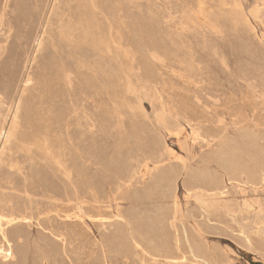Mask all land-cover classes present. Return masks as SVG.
I'll return each instance as SVG.
<instances>
[{"label":"rangeland","instance_id":"rangeland-1","mask_svg":"<svg viewBox=\"0 0 264 264\" xmlns=\"http://www.w3.org/2000/svg\"><path fill=\"white\" fill-rule=\"evenodd\" d=\"M35 1L0 0V214L20 204L29 217L0 264H204L205 247L215 264H264V0ZM163 116L184 128L179 138ZM225 151L231 171L219 165ZM172 165L185 168L165 197L157 177ZM137 229L140 246L128 239ZM161 230L171 232L167 253Z\"/></svg>","mask_w":264,"mask_h":264},{"label":"bare ground","instance_id":"bare-ground-1","mask_svg":"<svg viewBox=\"0 0 264 264\" xmlns=\"http://www.w3.org/2000/svg\"><path fill=\"white\" fill-rule=\"evenodd\" d=\"M28 1V0H27ZM37 2H38V0H36ZM35 1V2H36ZM236 2V1H235ZM234 2V3H235ZM64 3V2H63ZM261 3H262V1H261ZM95 4V3H94ZM234 5H236V4H234ZM45 5H26L25 6V8H24V10H25V12H26V14H29V9L31 10H33V14L34 13H36V15L37 14H39V15H41V14H43L44 13V11H45V9H47V8H45ZM237 8H239L238 6H237ZM237 8H236V11H237ZM62 9V8H61ZM256 13V12H255ZM38 15V16H39ZM34 16V15H33ZM81 16V15H80ZM83 16H84V14H83ZM45 17V16H44ZM43 17V18H44ZM79 17V16H78ZM40 18H42V17H40ZM42 18V19H43ZM135 18V17H134ZM39 19V18H38ZM85 19V18H84ZM239 19V18H238ZM36 20H37V18H36ZM44 20V19H43ZM52 20V19H51ZM244 20H245V18H244ZM34 22H36V21H34ZM39 22H40V20H39ZM38 23V22H37ZM54 23V22H53ZM40 24V23H39ZM38 24V25H39ZM40 25H42V24H40ZM32 26V25H31ZM36 28H37V26H35ZM34 27V28H35ZM40 28V27H39ZM42 29V28H41ZM32 31V30H31ZM34 31V30H33ZM95 31V30H94ZM10 32V31H9ZM22 32V31H21ZM47 32V31H46ZM24 33V32H23ZM28 33V32H27ZM35 33H37V32H35ZM31 34H32V32H31ZM54 34V33H53ZM19 35H21V34H19ZM18 36V35H17ZM22 36V35H21ZM7 37H9V36H7ZM33 37V36H32ZM50 38V37H49ZM32 40V39H31ZM50 41H51V39H50ZM28 42V41H27ZM47 43V42H46ZM19 44V43H18ZM26 44V43H25ZM30 45V44H29ZM89 46V45H88ZM87 46V47H88ZM86 47V48H87ZM43 48H44V46H43ZM42 48V49H43ZM88 50V49H87ZM83 52H84V50H83ZM90 52V51H89ZM25 53V52H24ZM32 53V52H31ZM87 53V52H86ZM96 53V52H95ZM78 54H79V52H78ZM54 55V54H53ZM70 55H72V54H70ZM82 55V54H81ZM100 55V54H99ZM61 56V55H60ZM59 56V57H60ZM80 56V55H79ZM84 56V55H83ZM82 56V57H83ZM90 56H91V54H90ZM66 57V56H65ZM86 57V56H85ZM67 58V57H66ZM73 58V57H72ZM78 58H80V57H78ZM89 58V57H88ZM102 58V57H101ZM84 59V58H83ZM85 59H87V58H85ZM73 60V59H72ZM88 60V59H87ZM69 61V60H68ZM225 61V60H224ZM75 62V61H74ZM102 62V61H101ZM100 62V63H101ZM56 63V62H55ZM71 63V62H70ZM73 63V62H72ZM87 63V62H86ZM99 63V64H100ZM106 63H108V62H106ZM62 64V63H61ZM97 64V63H96ZM113 64V63H112ZM225 64V63H224ZM88 65V64H87ZM110 65L111 64H109V67H110ZM89 66V65H88ZM95 66V65H94ZM100 66V65H99ZM115 66V65H114ZM67 67V66H66ZM101 67V66H100ZM102 68V67H101ZM116 68V67H115ZM68 69V68H67ZM114 69V68H113ZM23 70V69H22ZM105 70V69H104ZM106 70H108V69H106ZM27 71V70H26ZM67 71H69V70H67ZM66 71V72H67ZM111 71H112V69H111ZM119 71V70H118ZM65 72V73H66ZM71 72H72V70H71ZM70 72V73H71ZM114 72V71H113ZM25 73V72H24ZM69 73V74H70ZM86 73V72H85ZM85 73H83V74H85ZM101 73V72H100ZM117 73V72H116ZM194 73V72H193ZM196 74V73H195ZM67 75V74H66ZM76 75L77 74H75V77H76ZM99 75V74H98ZM120 75V74H119ZM23 76V75H22ZM68 77H69V75H67ZM114 76V75H113ZM70 78V77H69ZM86 77H84V79H85ZM105 78H108V77H105ZM104 78V79H105ZM95 79L97 80V78H96V76H95ZM102 79V78H101ZM114 79V78H113ZM86 80V79H85ZM85 80H83L84 82H85ZM26 81H27V79H26ZM37 81V80H36ZM35 81V82H36ZM71 80H69V82H70ZM80 81V80H79ZM103 81V80H102ZM67 83V82H66ZM76 83V82H75ZM81 83V82H80ZM83 83V82H82ZM104 83V82H103ZM27 84V83H26ZM33 84V83H32ZM85 84V83H84ZM97 84V83H96ZM108 84V83H107ZM109 84H110V82H109ZM115 84V83H114ZM34 85V84H33ZM77 85V84H76ZM111 85V84H110ZM68 86V85H67ZM83 86V85H82ZM85 86V85H84ZM118 86V85H117ZM88 87V86H87ZM101 87V86H100ZM74 88V87H73ZM79 88H80V85H79ZM112 88V87H111ZM114 89V88H113ZM68 90V89H67ZM70 90V89H69ZM81 90V89H80ZM89 90V89H88ZM15 91H16V89H15ZM26 91V90H25ZM75 91V90H74ZM73 91V92H74ZM115 91V90H114ZM85 93V92H84ZM107 93V92H106ZM15 94V93H14ZM87 93H85V95H86ZM90 94H92V95H94L93 93H90ZM13 95V94H12ZM71 95V94H70ZM75 95V94H74ZM91 95V96H92ZM101 95H102V93H101ZM100 95V96H101ZM113 95V94H112ZM11 96V95H10ZM14 96V95H13ZM96 96V95H95ZM94 96V97H95ZM4 97V96H3ZM24 97V96H23ZM89 98H90V96H88ZM13 98V97H12ZM15 98V97H14ZM25 98V97H24ZM24 98H22V99H24ZM75 98V97H74ZM78 98V97H77ZM83 98V97H82ZM92 98V97H91ZM101 98H102V96H101ZM7 99H9V98H7ZM26 99H28V98H26ZM71 99H73V98H71ZM79 99H80V97H79ZM86 99V98H85ZM98 99V98H97ZM70 100V99H69ZM77 100V99H76ZM81 100V99H80ZM9 101H11V100H9ZM23 101V100H22ZM29 101V100H28ZM73 101H75V100H73ZM81 102H82V100H81ZM87 102V101H86ZM6 103V102H5ZM9 103V102H8ZM12 103V102H11ZM10 103V104H11ZM23 103H26V101L25 102H23ZM74 103H76V102H74ZM43 104H46V103H43ZM80 104V103H79ZM83 104V103H82ZM92 104V103H91ZM25 105V104H24ZM68 105V104H67ZM66 105V106H67ZM70 105V104H69ZM90 105V104H89ZM26 106V105H25ZM85 106H87V105H85ZM27 108H28V106H26ZM73 107V106H72ZM82 107V106H81ZM88 107V106H87ZM86 107V108H87ZM66 108V107H65ZM68 108V107H67ZM71 108V107H70ZM8 109V108H7ZM24 109H26L25 107H24ZM63 109V108H62ZM62 109H61V111H62ZM27 110V109H26ZM64 110V109H63ZM68 110V109H67ZM70 110H73V109H70ZM88 110V109H87ZM58 111V110H57ZM56 110H55V112H57ZM60 111V112H61ZM74 111V110H73ZM76 111V110H75ZM79 111H81V110H79ZM25 112V111H24ZM64 112V111H63ZM71 112V111H70ZM83 112V111H82ZM82 112H80V113H82ZM238 112V111H237ZM79 113V112H78ZM94 113V112H93ZM60 114V117H61V114H62V112L61 113H59ZM66 114H69V113H66ZM85 114V113H84ZM87 114V113H86ZM167 114V113H166ZM24 115H26V114H24ZM165 115V114H164ZM238 116H239V114H237ZM237 115H235V117H237ZM243 115V114H242ZM5 116V115H4ZM57 116V115H56ZM66 116V115H65ZM70 116V115H69ZM71 116H72V114H71ZM247 116H249V115H247ZM6 117H8V116H6ZM246 116H242V118H245ZM62 118V117H61ZM89 118V117H88ZM96 118V117H95ZM105 118V117H104ZM212 118V117H211ZM250 118V117H249ZM24 119V118H23ZM57 119H59V118H57ZM67 119V118H66ZM160 119V118H159ZM233 119H235V118H233ZM78 120H79V118H78ZM163 121H164V123H165V128L171 133V134H173L174 136L176 135V136H178L179 134L181 135V132L183 131V129L181 128V126L179 125V124H176V123H173V122H169V121H167L166 120V118H165V116H163V119H162ZM238 120H240V118L238 119ZM247 120H248V117H247ZM56 121V120H55ZM90 121V120H89ZM223 121V120H222ZM246 121V120H245ZM244 121V123H246ZM57 122V121H56ZM59 122H60V120H59ZM62 122V121H61ZM71 122V121H70ZM221 122V121H220ZM219 122V123H220ZM233 122H235V121H233ZM250 122V121H249ZM21 123V122H20ZM24 123H26V122H24ZM67 123V122H66ZM72 123V122H71ZM62 124H64L63 122H62ZM74 124V123H73ZM94 124V123H93ZM221 124V123H220ZM243 124V123H242ZM247 124V123H246ZM25 125V124H24ZM65 125V124H64ZM91 125V124H90ZM235 125H237V124H235ZM26 126V125H25ZM72 126V125H71ZM234 126V125H233ZM253 126V125H252ZM61 127V126H60ZM66 127V126H65ZM244 127H246V126H244ZM18 128V127H17ZM64 128V127H63ZM69 128V127H68ZM67 128V129H68ZM57 129V128H56ZM59 129H62V128H59ZM66 129V130H67ZM70 129H71V127H70ZM73 129V128H72ZM93 129V128H92ZM245 129V128H244ZM66 130H64V131H66ZM76 129H74V131H75ZM144 130V129H143ZM238 130V129H237ZM57 131V130H56ZM62 131H63V129H62ZM92 131V130H91ZM244 131V130H243ZM250 131V130H249ZM251 131H253V130H251ZM21 132V131H20ZM59 132V131H58ZM67 132H69L70 134L72 133V132H70V131H67ZM84 132V131H83ZM3 133V132H2ZM24 133V132H23ZM64 133V132H63ZM62 133V134H63ZM77 133V132H76ZM183 133V132H182ZM198 133V132H197ZM242 133H244V132H242ZM252 133V132H251ZM26 134V133H25ZM24 134V135H25ZM78 134H79V132H78ZM134 134H136V133H134ZM139 134V133H138ZM248 134H250V133H248ZM27 135V134H26ZM61 135V134H60ZM66 135V134H65ZM64 135V136H65ZM18 136V138H19V135H17ZM22 135H20V137H21ZM29 136V140H30V137L32 136H30V134L28 135ZM72 136V135H71ZM143 136V135H142ZM197 136H200V135H197ZM240 136V135H239ZM243 136V135H242ZM255 136V135H254ZM67 137V136H66ZM136 137H138V136H136ZM145 137V136H144ZM150 137V136H149ZM258 137H259V135H258ZM261 137V136H260ZM259 137V138H260ZM22 138H24V136L22 137ZM63 138V137H62ZM76 138V137H75ZM134 139H135V137H133ZM143 138V137H142ZM158 138V137H157ZM178 138H179V136H178ZM241 138V137H240ZM244 138H245V136H244ZM244 138H242V139H244ZM257 138V137H256ZM259 138H257V139H259ZM20 139V138H19ZM19 139H17L18 141H21V140H19ZM64 139V138H63ZM66 139H68V138H66ZM145 139V138H144ZM160 139H162V138H160ZM233 139V138H232ZM235 139V138H234ZM248 139H249V137H248ZM250 139H251V137H250ZM24 140V139H23ZM22 140V141H23ZM55 140V139H54ZM62 140V139H61ZM78 140H79V137H78ZM131 140H133V139H131ZM158 140V139H157ZM237 140V139H236ZM246 140V139H245ZM26 141V140H25ZM31 141V140H30ZM65 141V140H64ZM63 141V142H64ZM135 141H136V139H135ZM154 141V140H153ZM155 141H156V139H155ZM251 141V140H250ZM252 141H253V139H252ZM251 141V142H252ZM256 141V140H255ZM258 141H260V140H258ZM24 142V141H23ZM22 142V143H23ZM66 142H67V140H66ZM65 142V143H66ZM84 142H85V140H84ZM145 142V141H144ZM144 142H142V143H144ZM231 142V141H230ZM241 142H243V141H241ZM21 143V144H22ZM24 143H26V142H24ZM30 143V142H29ZM49 143V142H48ZM96 143H98V142H96ZM119 143V142H118ZM141 143V144H142ZM179 143V142H178ZM177 143V144H178ZM232 143V142H231ZM239 143V142H238ZM245 143H246V141H245ZM249 143V145H250V142H248ZM255 143V142H254ZM16 144V143H15ZM67 144V143H66ZM70 143L68 142V144L67 145H69ZM89 144V143H88ZM120 144V143H119ZM118 144V145H119ZM158 144V143H157ZM181 144V143H180ZM237 144V143H236ZM241 143H239V145H240ZM257 144H259V143H256V146H257ZM17 145V144H16ZM23 145V144H22ZM38 145V144H37ZM57 145V144H56ZM95 145V144H94ZM122 145V144H121ZM134 145H135V143H134ZM148 145V144H147ZM146 145V146H147ZM160 145V144H159ZM179 145V144H178ZM182 145H183V148L184 147H186L187 148V143H185V140H182ZM226 145V144H225ZM248 145V144H247ZM66 146V145H65ZM70 146V145H69ZM68 146V147H69ZM77 146V145H76ZM83 146H84V144H83ZM101 146V145H100ZM117 146V145H116ZM221 146V145H220ZM229 146H230V144H229ZM237 146V145H236ZM242 146V145H241ZM241 146H240V148H241ZM255 146V145H254ZM259 146V145H258ZM264 146V145H263ZM263 146H261L262 148H263ZM14 147V146H13ZM16 147V146H15ZM67 147V148H68ZM75 147V146H74ZM122 147V146H121ZM133 147V146H132ZM139 147V146H138ZM145 147V146H144ZM151 147H152V144H151ZM150 147V148H151ZM155 147V146H154ZM223 147V146H222ZM222 147H221V149H222ZM228 147V146H227ZM231 147L233 148V145L231 144ZM230 147V148H231ZM260 147V148H261ZM76 148V147H75ZM80 148V147H79ZM97 148V147H96ZM115 148V147H114ZM127 147H125V149H126ZM129 148V147H128ZM131 148V147H130ZM135 148V147H134ZM141 148H142V146H141ZM165 148H167V147H165ZM186 148H184V149H186ZM220 148V147H219ZM224 148H226V147H224ZM229 148V147H228ZM227 148V149H228ZM234 148H235V146H234ZM239 148V149H240ZM249 148V147H248ZM252 148V147H251ZM254 148H256V147H254ZM261 148V150H263ZM53 149V148H52ZM86 150H87V148H85ZM84 149V150H85ZM103 149V148H102ZM113 149V148H112ZM116 149V148H115ZM132 149V148H131ZM139 149V148H138ZM146 149H147V147H146ZM168 149V148H167ZM166 149V150H167ZM226 149V150H227ZM238 149V150H239ZM243 149V148H242ZM245 149V148H244ZM253 149V148H252ZM37 150H38V148H37ZM75 150H77V149H75ZM84 150H82V151H84ZM90 150V149H89ZM97 150V149H96ZM101 150V148L99 149V151ZM119 150V149H118ZM128 150V149H127ZM136 150H137V148H136ZM143 150V149H142ZM169 150V149H168ZM188 150V149H187ZM230 149H228V151H229ZM232 150V149H231ZM246 150V149H245ZM251 150V149H250ZM68 151V150H67ZM74 151V150H73ZM88 151V150H87ZM98 151V152H99ZM104 150H102V152H103ZM130 151V150H129ZM133 151H134V149H133ZM139 151H141V149L139 150ZM146 151V150H145ZM153 151V150H152ZM151 151V152H152ZM216 151V150H215ZM223 151V150H222ZM234 151V150H233ZM236 151V150H235ZM243 151V150H242ZM241 151V152H242ZM253 151H254V149H253ZM260 151V150H259ZM70 152V151H69ZM68 152V153H69ZM72 152V151H71ZM88 152H90V151H88ZM87 152V153H88ZM97 152V151H96ZM97 152V153H98ZM115 152V151H114ZM125 152V151H124ZM150 152V153H151ZM155 152V151H154ZM186 152H189V151H186ZM213 152V151H212ZM211 152V153H212ZM218 152L219 151H217V154H218ZM264 152V151H263ZM34 153V152H33ZM78 153V152H77ZM121 153V152H120ZM129 153V152H128ZM127 153V154H128ZM131 153V152H130ZM153 153V152H152ZM156 153V152H155ZM168 153H169V157L167 158V159H163V162H168V164H170V163H172L173 161H175L176 160V158H175V160H173V150L172 149H170L169 151H168ZM229 153H230V151H229ZM247 153V152H246ZM253 153V152H252ZM261 153V152H260ZM43 154V153H42ZM88 154H90V153H88ZM99 154H102V153H99ZM123 154V153H122ZM139 154V153H138ZM141 154V153H140ZM154 154V153H153ZM210 154V153H209ZM213 154L215 155L216 153H212V156H213ZM216 154V155H217ZM220 154V157H219V160H220V166L222 167V168H227L228 170L231 168V161H230V154H228L226 151L225 152H221V153H219ZM233 154H234V152H233ZM238 154H239V151H238ZM45 155V154H44ZM84 155V154H83ZM86 155V154H85ZM98 155V154H97ZM126 155V154H125ZM124 155V156H125ZM132 155H134V153L132 154ZM154 155H156V154H154ZM262 155V154H261ZM264 155V154H263ZM70 156V155H69ZM89 156V155H88ZM91 156V155H90ZM115 156V155H114ZM122 155H120V157H121ZM136 156V155H135ZM139 156H141V155H139ZM167 156H168V154H167ZM175 156V155H174ZM211 156V155H210ZM234 156V155H233ZM240 156V155H239ZM243 156V155H242ZM249 156H251V155H249ZM248 156V157H249ZM35 157V156H34ZM40 157V156H39ZM42 157V156H41ZM45 157V156H44ZM47 157V156H46ZM79 157H80V155H79ZM84 157V156H83ZM100 157H101V155H100ZM103 157V156H102ZM116 157V156H115ZM133 157V156H132ZM153 157V156H152ZM165 157V156H164ZM177 157V156H176ZM182 157V156H181ZM206 157V156H205ZM235 157V156H234ZM241 157V156H240ZM247 157V156H246ZM43 158V157H42ZM89 158V157H88ZM95 158H96V156H95ZM113 158V157H112ZM126 158V157H125ZM180 158V157H179ZM189 158V157H188ZM216 158V160H217V157H215ZM236 158H238V157H236ZM251 158V157H250ZM249 158V159H250ZM70 159V158H69ZM79 159V158H78ZM78 159H76V160H78ZM86 159H87V157H86ZM92 159V158H91ZM117 158H115V160H116ZM135 159H136V157H135ZM182 159V158H181ZM241 159H242V157H241ZM241 159L239 160V162L241 161ZM246 159V158H245ZM257 159V158H256ZM260 159V158H259ZM42 160V159H41ZM80 160H81V158H80ZM111 159H109L108 161H110ZM121 160V159H120ZM124 160V159H123ZM128 160V159H127ZM146 160V159H145ZM215 160V159H214ZM236 159H234V161H235ZM243 160V159H242ZM247 160V159H246ZM85 161V160H84ZM91 161V160H90ZM112 161H113V159H112ZM118 161V160H117ZM117 161H116V163H117ZM180 161V160H179ZM182 161V160H181ZM210 161V160H209ZM238 161V160H237ZM259 161H262V159L261 160H258V163H259ZM264 161V160H263ZM262 161V162H263ZM82 162V161H81ZM111 162V161H110ZM114 162V161H113ZM128 162V161H127ZM126 162V163H127ZM150 162V161H149ZM162 162V161H161ZM161 162H157V164L158 163H161ZM177 162V161H176ZM203 163H204V161H202ZM212 162H214V161H212ZM250 162H251V159H250ZM254 162V161H253ZM106 163V162H105ZM112 163V162H111ZM110 163V165H113V164H111ZM124 164H125V162H123ZM130 163V162H129ZM181 163H183V162H181ZM202 163V164H203ZM206 163H207V159H206ZM209 163H211V162H209ZM216 163V162H215ZM107 164H108V162H107ZM119 164V163H118ZM148 164V163H147ZM146 164V165H147ZM156 164V163H155ZM156 164V165H157ZM234 164V163H233ZM237 164V163H236ZM241 164V163H240ZM260 164V163H259ZM127 165V164H126ZM129 165V164H128ZM167 165V164H166ZM199 165V164H198ZM207 165V164H206ZM217 165V164H216ZM79 166H83L82 164L81 165H79ZM79 166H77V167H79ZM107 166V165H106ZM120 166V165H119ZM159 166V165H158ZM165 166V165H164ZM209 166V165H208ZM210 166H211V164H210ZM234 166V165H233ZM238 166H240L239 164H238ZM242 166H244V165H242ZM241 166V167H242ZM262 166V165H261ZM167 167V168H166ZM165 168L166 169H164V167L162 168V170H161V172H160V175L157 177V185H160V186H163V195L165 196V197H169V194L171 193V192H173V188H174V186H175V182L177 181V179H178V176L182 173V171L184 170V166H176V165H172V166H166ZM198 167V166H197ZM235 167H236V165H235ZM123 168V167H122ZM125 168V167H124ZM131 168H132V166H131ZM148 168H149V166H148ZM233 168V167H232ZM237 168V167H236ZM239 168V167H238ZM259 168V167H258ZM264 168V167H263ZM81 169V168H80ZM105 169V168H104ZM118 169V168H117ZM116 169V170H117ZM121 169V168H120ZM144 169H146V168H144ZM161 169V168H160ZM195 169V168H194ZM218 169V168H217ZM226 169V170H227ZM234 169V168H233ZM244 169H246V167L244 168ZM244 169H242V170H244ZM250 169H251V167H250ZM261 169V168H260ZM112 170V169H111ZM113 170H114V168H113ZM119 170V169H118ZM130 170V169H129ZM128 170V171H129ZM151 170V169H150ZM199 170H200V168H199ZM208 170H210V169H208ZM215 170V169H214ZM225 170V169H224ZM226 170H225V172H226ZM238 170H240V169H238ZM264 170V169H263ZM78 171V170H77ZM80 171V170H79ZM82 171V170H81ZM121 171V170H120ZM119 171V172H120ZM131 171V170H130ZM140 171V170H139ZM229 171H231V170H229ZM234 171V170H233ZM244 171H246V170H244ZM114 172H115V170H114ZM113 172V173H114ZM122 172V171H121ZM120 172V173H121ZM125 172V171H124ZM144 172V171H143ZM154 172V171H153ZM236 172V171H235ZM247 172V171H246ZM259 172V171H258ZM74 173V172H73ZM126 173V172H125ZM129 173V172H128ZM127 173V174H128ZM140 173V172H139ZM149 173H150V171H149ZM157 173V172H156ZM159 173V172H158ZM196 173V172H195ZM210 173V172H209ZM209 173H207V174H209ZM212 173V172H211ZM231 173V172H230ZM260 173V172H259ZM80 174V173H79ZM83 174H84V171H83ZM117 175H118V173H116ZM126 174V175H127ZM130 174H131V172H130ZM143 174V173H142ZM150 174H152V172L150 173ZM197 174V173H196ZM221 173H219V175H220ZM227 174V173H226ZM231 174H233V173H231ZM117 175H115V176H117ZM121 175H122V173H121ZM155 175V174H154ZM219 175H218V177H219ZM80 176H82V175H80ZM85 176V175H84ZM84 176H82V177H84ZM115 176H114V178H115ZM120 176V175H119ZM119 176H118V178H119ZM129 176V175H128ZM131 176V175H130ZM129 176V177H130ZM133 176V175H132ZM152 176V175H151ZM156 176V175H155ZM200 176V175H199ZM198 176V177H199ZM209 176V175H208ZM227 176V175H226ZM39 177V176H38ZM153 177V176H152ZM215 177V176H214ZM217 177V176H216ZM220 177H222L223 178V175L222 176H220ZM228 177H231V175H228ZM233 177H235V176H233ZM88 178V177H87ZM135 178V177H134ZM133 178V179H134ZM156 178V177H155ZM205 178H206V176H205ZM209 178H211V177H209ZM237 178V177H236ZM249 178V177H248ZM66 179V178H65ZM117 179V178H116ZM120 180H122L121 178H119ZM188 180H187V184H186V187H190L191 185H192V182H194L193 180L195 179V176H194V174L192 175L191 173H189V175H188V178H187ZM214 179V178H213ZM231 180H232V178H230ZM247 179V178H246ZM67 180V179H66ZM205 180V179H204ZM203 180V181H204ZM208 180V179H207ZM217 180V179H216ZM223 180V179H222ZM250 180V179H249ZM261 180V179H260ZM68 181V180H67ZM74 181V180H73ZM84 181V180H83ZM87 181V180H86ZM85 181V182H86ZM155 181V180H154ZM196 181V180H195ZM202 181V182H203ZM211 181V180H210ZM218 181H219V178H218ZM224 181V180H223ZM244 181V180H243ZM264 181V180H263ZM82 182V181H81ZM89 182V181H88ZM201 182V183H202ZM214 182V181H213ZM252 182V181H251ZM247 183V182H246ZM74 184V183H73ZM88 184V183H87ZM94 184V183H93ZM203 184H204V182H203ZM202 184V185H203ZM206 184V183H205ZM208 184L209 183H207V185L206 186H208ZM210 184H211V182H210ZM92 185V184H91ZM91 185H90V187H91ZM155 185V184H154ZM201 185V186H202ZM214 185H216V182H215V184ZM219 185V184H218ZM246 185V184H245ZM262 185V184H261ZM94 187H95V185H93ZM153 186V185H152ZM195 186V185H194ZM193 186V187H194ZM204 186V185H203ZM202 186V187H203ZM210 186V185H209ZM208 186V188H211V187H209ZM256 186V185H255ZM258 186V185H257ZM154 187V186H153ZM205 187V186H204ZM217 187V186H216ZM155 188V187H154ZM160 188H162V187H160ZM191 188V187H190ZM201 188V187H200ZM207 188V190H209ZM215 188V187H214ZM28 189V188H27ZM157 189H159L158 187H157ZM187 189V188H186ZM193 189H195V188H192V190ZM197 189V188H196ZM213 189V188H212ZM211 189V190H212ZM94 190V189H93ZM153 190V189H152ZM161 190V189H160ZM191 190V191H192ZM220 190V189H219ZM221 190H222V188H221ZM254 190V189H253ZM262 190V189H261ZM264 190V189H263ZM147 191H148V189H147ZM147 191H146V193H144V195L146 194L147 195ZM187 191H188V189H187ZM198 191V190H197ZM202 191V190H201ZM205 191V190H204ZM210 191V190H209ZM145 192V191H144ZM151 192H149L148 194H150ZM157 193V192H156ZM160 193V192H159ZM160 193V194H161ZM159 194V195H160ZM67 195H68V193H67ZM221 195V194H220ZM143 196V195H142ZM151 196H152V194H151ZM158 196V195H157ZM163 196V197H164ZM172 196V195H171ZM69 197V196H68ZM68 197H67V199H68ZM73 197H74V195H73ZM84 197V196H83ZM150 197V196H149ZM175 197V196H174ZM190 197V196H189ZM60 198V197H59ZM72 198V197H71ZM85 198H87V196L85 197ZM159 198V197H158ZM160 198H162V197H160ZM171 198V197H170ZM173 198V197H172ZM176 198V197H175ZM65 199V198H64ZM66 199V200H67ZM163 199V198H162ZM69 200V199H68ZM173 202V201H172ZM259 204V203H258ZM2 205L3 206H5V204L4 203H2ZM55 205V204H54ZM169 205V204H168ZM35 206V205H34ZM33 206V207H34ZM172 206H173V204H172ZM176 206V205H175ZM174 206V207H175ZM178 206V205H177ZM47 207V206H46ZM59 207V206H58ZM157 207V206H156ZM179 207V206H178ZM259 207V206H258ZM21 208V205L19 204V205H14L13 206V208L12 209H10V210H7V209H5V208H3V212H1V214H0V258L2 259V261L3 262H6V261H8L9 259H13L14 257H15V255H14V249H13V246H12V244H11V239L13 238V237H15V238H18V239H23V237L25 236V234H26V230H24V228L23 227H21V225H19L20 223H23V222H26V221H28L29 220V217L28 216H26L24 213H23V209L21 210L20 209ZM30 208V207H29ZM35 208V207H34ZM34 208H32V209H34ZM158 208V207H157ZM177 208V207H176ZM175 208V209H176ZM45 209V208H44ZM173 209V208H172ZM178 209V208H177ZM181 209V208H180ZM261 209V208H260ZM26 210V209H25ZM29 210V209H28ZM70 210V209H69ZM91 210V209H90ZM146 210V209H145ZM150 210V209H149ZM153 210V209H152ZM155 210V209H154ZM160 210V209H159ZM169 210V209H168ZM27 211V210H26ZM33 212H34V210H32ZM93 211V210H92ZM143 211L144 210H142V213H143ZM164 211H165V209H164ZM51 212H53V210L51 211ZM54 212L57 214V215H59V211L58 210H54ZM79 212V211H78ZM94 212V211H93ZM153 212V211H152ZM152 212H150L149 213V211H148V213L149 214H151ZM156 212V211H155ZM26 213V212H25ZM80 213V212H79ZM140 213V212H139ZM147 213V214H148ZM170 213V212H169ZM169 213L167 212V216L169 215ZM172 213V212H171ZM95 213H93V214H91V215H94ZM160 213H158V215H159ZM35 215V214H34ZM78 215V214H77ZM90 215V214H89ZM97 215H99V214H97ZM140 216H141V214H139ZM162 215H165V213L164 214H162ZM176 215H177V213H176ZM67 216V215H66ZM94 216H96V215H94ZM136 216V215H135ZM134 216V217H135ZM137 216H138V214H137ZM139 216V217H140ZM147 216V215H146ZM160 216V215H159ZM180 216V215H179ZM183 216V215H182ZM59 217H60V215H59ZM68 217V216H67ZM93 217V216H92ZM119 217H121V218H123V216H119ZM138 217V218H139ZM142 217V216H141ZM140 217V218H141ZM153 217V216H152ZM156 217V216H155ZM164 217V216H163ZM181 217V216H180ZM78 218V217H77ZM144 218V217H143ZM148 218H149V216H148ZM169 218V217H168ZM168 218H167V220H168ZM71 219V218H70ZM83 219V218H82ZM124 220H125V218H123ZM142 219V218H141ZM145 219V218H144ZM153 219V218H152ZM154 219H156V218H154ZM163 219V218H162ZM181 219V218H180ZM127 220H129V219H127ZM136 220V219H135ZM139 220V219H138ZM149 220V219H148ZM177 220V219H176ZM132 221V223L134 222L133 220H131ZM131 221H129V223L131 222ZM166 221V220H165ZM164 221V223H165V225H166V223L167 222H165ZM65 222V221H64ZM67 222V221H66ZM77 222V221H76ZM125 222V221H124ZM137 222V221H136ZM157 222H158V220H157ZM162 222V221H161ZM175 222V221H174ZM178 222V221H177ZM181 222V221H180ZM31 223V222H30ZM71 223H73V222H71ZM128 223V224H129ZM132 223H130V224H132ZM76 224V223H75ZM86 224V223H85ZM125 224V223H124ZM134 224H136V223H134ZM133 224V225H134ZM139 224V223H138ZM155 224H157V223H155ZM179 224V223H178ZM23 225H25V224H23ZM143 225V224H142ZM149 225H151V224H149ZM158 225H160V224H158ZM12 226H13V228H12ZM26 226V225H25ZM162 226V225H161ZM166 226H168V225H166ZM9 227H11L12 229H9ZM124 227H126L125 225H124ZM158 227V226H157ZM163 227V226H162ZM165 227V226H164ZM169 227V226H168ZM175 227V226H174ZM121 228V227H120ZM123 228V227H122ZM145 228H146V226H145ZM153 228V227H152ZM159 228V227H158ZM184 228V227H183ZM189 228V227H188ZM203 227H201V229H202ZM26 229V228H25ZM134 229V231H135V228H133ZM164 229V228H163ZM175 229V228H174ZM187 229V228H186ZM122 230V229H121ZM124 230V229H123ZM126 230V229H125ZM153 230V229H152ZM167 230V229H166ZM166 230H164L165 231V233H166ZM128 231V230H127ZM126 231V232H127ZM131 231H133V230H131ZM147 231V230H146ZM161 231H163V230H161ZM163 231V232H164ZM193 231V230H192ZM118 232H119V230H118ZM126 232H125V234H126ZM145 231L144 230H140V229H137V233H138V236H139V239H138V237H135L134 236V232L133 233H130V235H129V240H131L135 245H137V246H140V242L139 241H141L142 240V238L144 237V233ZM160 232V231H159ZM181 232V231H180ZM122 233V232H121ZM120 233V234H121ZM158 233V232H157ZM157 233H155V234H157ZM162 233V232H161ZM177 233V232H176ZM193 233V232H192ZM55 234V233H54ZM146 234H147V232H146ZM149 234V233H148ZM152 234H154V233H152ZM60 235V234H59ZM113 235H115V234H113ZM124 235V234H123ZM151 235V234H150ZM161 235V234H160ZM190 235V234H189ZM28 236V235H27ZM116 236H118V235H116ZM125 236H127V235H125ZM146 236V235H145ZM153 236V235H152ZM156 236V235H155ZM194 236V235H193ZM198 236V235H197ZM196 236V237H197ZM112 237V236H111ZM114 237V236H113ZM112 237V238H113ZM123 237V236H122ZM157 237V236H156ZM115 238V237H114ZM127 238V237H126ZM154 238V237H153ZM193 238V241H194V243L197 245L198 244V241L196 240V238L195 237H192ZM68 239V238H67ZM146 239V238H145ZM151 239V238H150ZM149 239V240H150ZM161 239L163 240H161L162 241V245L165 247L163 250L167 253L168 252V250H169V248H170V244H171V232H169V233H166V234H164L162 237H161ZM177 239H178V237H177ZM117 240V239H116ZM144 240V239H143ZM148 240V241H149ZM154 240V239H153ZM157 240V239H156ZM199 240V239H198ZM201 240V239H200ZM121 241V240H120ZM250 241V240H249ZM119 242V241H118ZM126 242V241H125ZM132 242H130V243H132ZM143 242V241H142ZM145 242H146V240H145ZM150 242V241H149ZM155 242H157V241H155ZM177 243H178V240L176 241ZM180 242V241H179ZM189 242V241H188ZM108 243H109V240H108ZM112 243V242H111ZM113 243H115V240H114V242ZM113 243H112V245H113ZM122 243V242H121ZM147 243V242H146ZM158 243V242H157ZM156 243V244H157ZM174 243V242H173ZM192 243V242H191ZM194 243H192V244H194ZM56 244V243H55ZM116 244V243H115ZM125 244V243H124ZM128 244V243H127ZM126 244V245H127ZM133 244V245H134ZM143 244H144V242H143ZM153 243H151V245H152ZM179 244V243H178ZM109 245V244H108ZM118 245H120V243L118 244ZM125 245V246H126ZM132 245V246H133ZM151 245H150V249L152 248L151 247ZM196 245H193V246H196ZM199 245V244H198ZM197 245V246H198ZM204 245V244H203ZM54 246V245H53ZM52 246V247H53ZM121 246V245H120ZM119 246V247H120ZM122 246H124V245H122ZM129 246H130V244H129ZM147 246H148V244H147ZM157 246H159V244H157ZM161 246V245H160ZM200 246V245H199ZM48 247V246H47ZM118 247V246H117ZM128 247V246H127ZM131 247V246H130ZM156 247V246H155ZM190 247L192 248V245H190ZM45 248V247H44ZM55 248V247H54ZM53 248V249H54ZM59 248V247H58ZM64 248V247H63ZM109 248H110V245H109ZM112 248V247H111ZM123 248V247H122ZM121 248V249H122ZM141 248V247H140ZM162 248V247H161ZM206 249H204V255H205V257H206V260H205V262H204V264H215V261H216V255H215V252L214 251H212L209 247H205ZM40 249V248H39ZM50 249H52V248H50ZM60 249V248H59ZM115 249V248H114ZM128 249V248H127ZM126 249V250H127ZM157 249V248H156ZM158 249H160L159 247H158ZM172 249V248H171ZM170 249V250H171ZM199 249V248H198ZM197 249V250H198ZM201 249V248H200ZM55 250V249H54ZM110 250V249H109ZM120 250V249H119ZM131 250V249H130ZM162 250V249H161ZM175 251H176V249H174ZM186 250V249H185ZM49 251V250H48ZM51 251V250H50ZM53 251V250H52ZM65 251V250H64ZM129 251V250H128ZM127 251V252H128ZM132 251V250H131ZM196 251V250H195ZM200 252L202 251V250H199ZM39 252V251H38ZM112 252V251H111ZM114 252V251H113ZM120 252L122 253V251L120 250ZM126 252V251H125ZM126 252V253H127ZM161 252V251H160ZM193 252V251H192ZM198 252V251H197ZM48 253H50V252H48ZM52 253V252H51ZM115 253V252H114ZM119 253V252H118ZM132 253V252H131ZM135 253V252H134ZM163 253V252H162ZM170 253V252H169ZM154 254V253H153ZM172 254H173V252H172ZM56 255V254H55ZM123 254H121V256H122ZM162 255V254H161ZM165 255V254H164ZM176 255V254H175ZM42 256V255H41ZM67 256V255H66ZM155 256V255H154ZM60 257V256H59ZM160 257V256H159ZM69 258V257H68ZM105 258V257H104ZM164 258V257H163ZM184 258H186V257H184ZM203 258V257H202ZM41 259V258H40ZM168 259L169 260H171V261H174V262H179V260L181 259V257H176V256H172L171 254L169 255V257H168ZM129 260V259H128ZM52 261V260H51ZM64 261V260H63ZM73 262V261H72ZM71 262V263H72ZM76 262H78V261H76ZM74 263V262H73ZM7 264V263H6ZM65 264V263H64Z\"/></svg>","mask_w":264,"mask_h":264}]
</instances>
